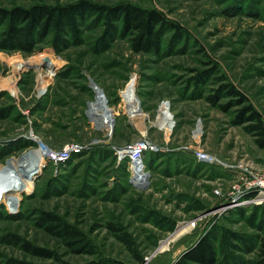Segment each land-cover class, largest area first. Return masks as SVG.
<instances>
[{
	"label": "rangeland",
	"instance_id": "374dc122",
	"mask_svg": "<svg viewBox=\"0 0 264 264\" xmlns=\"http://www.w3.org/2000/svg\"><path fill=\"white\" fill-rule=\"evenodd\" d=\"M79 1L0 0V7ZM87 1L155 7L179 26L162 31L159 54L134 51L118 22L95 13L30 35L23 48L0 27V173L21 168L31 176L16 203L1 198L0 264H171L204 234L216 264H252L264 246V192L241 187L244 168L264 170V148L234 123L237 106L224 110L207 97L231 84L264 121V0ZM132 81L138 115L122 96ZM220 95L219 104L234 102ZM99 99L112 114L110 129L92 120ZM141 138L153 148L143 153L144 174L134 175L119 151ZM185 146L220 162L199 161ZM40 148L43 158L28 171ZM46 213L82 232L91 253L48 232ZM23 242L53 256L28 253Z\"/></svg>",
	"mask_w": 264,
	"mask_h": 264
},
{
	"label": "trees",
	"instance_id": "16d2710c",
	"mask_svg": "<svg viewBox=\"0 0 264 264\" xmlns=\"http://www.w3.org/2000/svg\"><path fill=\"white\" fill-rule=\"evenodd\" d=\"M98 14L109 23L118 22L121 35L129 36L130 45L137 52H151L159 54L161 51L162 31L165 28L176 29L179 25L173 23L165 17L162 11L155 7H145L130 2H120L111 6H96L87 0H80L77 3L51 6L46 4H36L31 7L16 6L10 9L0 7V27L6 24V37L8 41L15 43L17 47L27 46L25 40L36 33L40 36L47 35L52 29L59 28L60 24L64 28H72L75 20L73 17L82 18L86 14ZM112 26V25H111ZM62 27V26H61ZM34 39V38H33ZM32 39V40H33ZM32 47L31 44L28 48ZM207 74L201 72L198 81H202ZM223 92L216 90V93L207 97L213 105L227 110L237 106L238 110L234 118V123L244 124L246 130L253 134L258 147L264 148V121L261 114L247 100L246 96L231 84L224 85ZM234 97V102L219 104L221 95ZM220 95V96H219ZM146 154V153H145ZM47 222L45 229L53 235L60 237L68 246H79V252L91 253L90 243L79 230L70 224L61 221L55 215L46 213L42 218ZM22 248L37 256L52 257L53 254L47 249L33 246L29 242H23ZM252 262V261H250ZM216 250L208 234L199 237L193 244L186 247L171 264H216ZM16 264H35L32 262L17 261ZM50 264H70L58 261ZM90 264H107L105 262L92 261ZM252 264H264V246L260 256Z\"/></svg>",
	"mask_w": 264,
	"mask_h": 264
},
{
	"label": "bare ground",
	"instance_id": "6f19581e",
	"mask_svg": "<svg viewBox=\"0 0 264 264\" xmlns=\"http://www.w3.org/2000/svg\"><path fill=\"white\" fill-rule=\"evenodd\" d=\"M96 93H100V92L96 89ZM122 93H123L122 94L123 98L125 99L123 101H125V103L127 104V108L128 107L130 108V112L132 113V115L140 114L139 107H137V103H136L137 100L135 101L134 82L132 81L131 83H129L125 91H123ZM91 111L94 114V119L92 120L96 119V121L99 122V124L101 122L102 124L104 123L101 126L108 127V129L111 128L112 125L111 122L113 120V117L110 112V109L107 107V105H105V102L102 101L100 103V99H99V102L94 106H92ZM39 150H40L39 156L37 154V156L33 158L35 160L33 159H31V161L29 160L31 166L25 167L28 169V171H30V169L32 170V168L36 165L38 158H43V155L46 152V150L42 148H40ZM22 168L24 170V167ZM26 175L21 168H18L17 172H14L13 170H9V169L6 170L3 168L2 172L0 173V201L1 198L3 199L5 198L8 202H10V204L16 203L17 194L19 195L22 189L24 188L28 189L31 187L30 186L31 176L30 174H26Z\"/></svg>",
	"mask_w": 264,
	"mask_h": 264
},
{
	"label": "built area",
	"instance_id": "2783aa9c",
	"mask_svg": "<svg viewBox=\"0 0 264 264\" xmlns=\"http://www.w3.org/2000/svg\"><path fill=\"white\" fill-rule=\"evenodd\" d=\"M123 96V95H122ZM123 99V98H122ZM162 104L167 105V101H161L159 108ZM165 130V129H163ZM71 148L70 146H67L65 149ZM152 143L145 139H139L134 141L132 144L127 145L126 147L122 148L119 152L123 153V155H127L129 157V160L131 162V168L132 172H134V175H140L144 174V164L142 161V156L145 150L152 149ZM64 149V150H65ZM185 149L189 152H192L195 158L199 161H203L206 164H214L220 162V160L217 158V156L208 153L206 150H204L201 147H195V146H185ZM49 157L55 159L59 158V152H52L48 154ZM246 174V178L243 180V186L241 188H244L242 192L248 193L250 191H259L264 192V170L261 172L249 170L247 168H244Z\"/></svg>",
	"mask_w": 264,
	"mask_h": 264
},
{
	"label": "water",
	"instance_id": "95a60500",
	"mask_svg": "<svg viewBox=\"0 0 264 264\" xmlns=\"http://www.w3.org/2000/svg\"><path fill=\"white\" fill-rule=\"evenodd\" d=\"M101 92V91H100ZM102 93V92H101Z\"/></svg>",
	"mask_w": 264,
	"mask_h": 264
}]
</instances>
